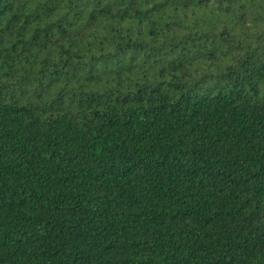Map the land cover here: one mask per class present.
<instances>
[{
  "label": "trees",
  "instance_id": "obj_1",
  "mask_svg": "<svg viewBox=\"0 0 264 264\" xmlns=\"http://www.w3.org/2000/svg\"><path fill=\"white\" fill-rule=\"evenodd\" d=\"M0 264H264V0H0Z\"/></svg>",
  "mask_w": 264,
  "mask_h": 264
}]
</instances>
